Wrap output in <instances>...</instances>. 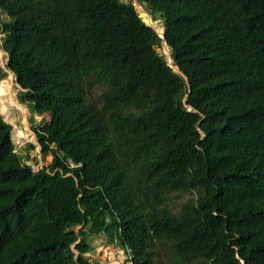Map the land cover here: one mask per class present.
Masks as SVG:
<instances>
[{
	"label": "trees",
	"instance_id": "obj_1",
	"mask_svg": "<svg viewBox=\"0 0 264 264\" xmlns=\"http://www.w3.org/2000/svg\"><path fill=\"white\" fill-rule=\"evenodd\" d=\"M141 1L165 39L133 0H0L19 99L52 115L36 171L0 110V264H94L100 234L132 264H264V0Z\"/></svg>",
	"mask_w": 264,
	"mask_h": 264
},
{
	"label": "rangeland",
	"instance_id": "obj_2",
	"mask_svg": "<svg viewBox=\"0 0 264 264\" xmlns=\"http://www.w3.org/2000/svg\"><path fill=\"white\" fill-rule=\"evenodd\" d=\"M125 1H129V0H125ZM133 2L136 4L137 8L139 10H141L144 17L148 20V22L151 23L152 25H154V27L157 29V31L160 34H162L161 31L158 29V26H157L158 21H154L150 18L151 13L149 11L147 4L141 0H133ZM141 12H140V14L142 15ZM0 17H2L1 18L2 21L8 20V15H6L5 13L0 12ZM3 37H4V33L1 31V27H0V65L2 67H4L5 71L8 73V76L5 79H3L0 83H2L3 81H7L8 85L13 87V90L17 96V99L19 100V102L21 104H23L26 107L28 114H24L23 111L19 110V109H13V110L8 112L5 110L4 103H2V102H0V110H1V113L3 114L5 120L14 126L13 139H14V142L16 144V150L19 153H21L24 157V160H26L30 165H32L34 167V169L37 171L40 168H42L43 166L48 165L52 161V155H46V154L42 153V148H41V145L39 143L38 137H37L35 131L33 130V124L34 123L32 122V118L35 119V124H41L44 121H50L52 118V115L46 114V115L42 116V115H38L36 113H33L27 104L22 103L20 101L19 95H20L22 89H21L20 85L17 83L16 77L13 78L12 74H11L12 72H10L7 69L8 54L4 51L3 46H2ZM156 48L160 54L164 55L166 57V59H168V56L170 53V47L165 43V41L162 42L160 45H157ZM0 101H1V99H0ZM17 128L24 131L27 134L26 139L22 140L17 136V134H16ZM30 144H34L35 148L29 149ZM28 156L31 157V160H29V161H28ZM191 196L192 195L186 194V195H182L179 198H176L175 199V201L177 203L176 206H178L180 203L188 200ZM77 230H78V228H77ZM89 240H90L91 245L94 244V246H92V251L95 250V252L97 254L96 257L98 260H96V263H94V264H132L130 261V258H129L130 256L128 255V253L125 250H123L120 246H118L117 244L109 243L108 237L106 235H104V234L92 235V236H90ZM103 246H104V248H103ZM99 247L102 249L101 252H99L100 251L98 249ZM92 254L94 255V253H92ZM87 255H90V253H88Z\"/></svg>",
	"mask_w": 264,
	"mask_h": 264
},
{
	"label": "bare ground",
	"instance_id": "obj_3",
	"mask_svg": "<svg viewBox=\"0 0 264 264\" xmlns=\"http://www.w3.org/2000/svg\"><path fill=\"white\" fill-rule=\"evenodd\" d=\"M150 14V13H149ZM144 16V15H143ZM150 18L152 19V20H154L153 19V17H152V15L150 14ZM155 21V20H154ZM151 24V23H150ZM157 26H158V23H157ZM157 30V29H156ZM164 31V30H163ZM161 33H163V32H161ZM12 74V77L13 78H15L16 76H15V74H13V73H11ZM0 99H1V101L0 102H2V103H4V107H5V110L6 111H11V110H13V109H19V110H22L23 111V113L24 114H28V111H27V109H26V107L23 105V104H21L20 102H19V100L17 99V96H16V94H15V92H14V90H13V87L12 86H9L8 85V83H7V81H3L2 83H0ZM5 111V112H6ZM21 112V111H20ZM8 114V113H7ZM6 114V115H7ZM5 115V114H4ZM12 117V116H11ZM10 117V118H11ZM14 119V118H13ZM15 121V120H14ZM16 134H17V136L20 138V139H26V137H27V134L24 132V131H22V130H20V129H18L17 128V130H16Z\"/></svg>",
	"mask_w": 264,
	"mask_h": 264
},
{
	"label": "water",
	"instance_id": "obj_4",
	"mask_svg": "<svg viewBox=\"0 0 264 264\" xmlns=\"http://www.w3.org/2000/svg\"><path fill=\"white\" fill-rule=\"evenodd\" d=\"M144 2L147 4V1H144ZM134 5H135L137 11L140 13L141 10H139V9L137 8V6H136L135 3H134ZM141 13H142V12H141ZM140 15H141V14H140ZM141 17L144 18L143 15H141ZM152 17H153V16H152ZM153 19H154V18H153ZM143 20H144V19H143ZM154 20H155V19H154ZM144 21H145V20H144ZM155 21H158V23L161 24V25L163 26L164 31H163L162 34H160V33L156 30V28L154 27V25H152V24H150V23H147L146 21H145V22H146L147 24H149L150 26H152V27L156 30V32L160 35V37H162V38L165 39L166 31H165L164 21L161 20V19H160V20H155ZM165 43L167 44L166 41H165ZM167 45H168V44H167ZM168 46H169V45H168ZM169 47H170V46H169ZM171 53H172V48H170V53H169V56H168V59H167L168 63L174 68L175 72L184 75V74L181 72V70H180L177 66H175V65L173 64V60H172V55H171ZM185 78H186L187 81H189V79H188L186 76H185ZM186 101H187V98H185V102H186Z\"/></svg>",
	"mask_w": 264,
	"mask_h": 264
},
{
	"label": "crops",
	"instance_id": "obj_5",
	"mask_svg": "<svg viewBox=\"0 0 264 264\" xmlns=\"http://www.w3.org/2000/svg\"><path fill=\"white\" fill-rule=\"evenodd\" d=\"M91 246H94V244H92ZM101 246H102V245H101ZM103 248H104V246H103ZM105 248H106V247H105ZM98 249L100 250L99 252H101L102 249H101L100 247H99ZM108 249H109V248H108ZM91 251H92V250H91ZM91 251L89 252L90 255H87V254H88V253H87L86 256L90 257V261H91L92 263H96V260H98L97 257H96L97 254H96L95 250H93L92 252H91ZM107 251H108V250H107ZM92 253H94V255H93Z\"/></svg>",
	"mask_w": 264,
	"mask_h": 264
},
{
	"label": "clouds",
	"instance_id": "obj_6",
	"mask_svg": "<svg viewBox=\"0 0 264 264\" xmlns=\"http://www.w3.org/2000/svg\"><path fill=\"white\" fill-rule=\"evenodd\" d=\"M124 250V249H123Z\"/></svg>",
	"mask_w": 264,
	"mask_h": 264
}]
</instances>
